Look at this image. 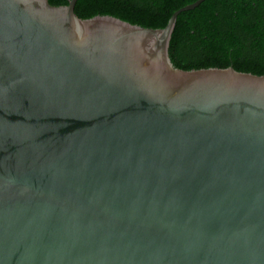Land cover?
Returning a JSON list of instances; mask_svg holds the SVG:
<instances>
[{
    "label": "water",
    "instance_id": "1",
    "mask_svg": "<svg viewBox=\"0 0 264 264\" xmlns=\"http://www.w3.org/2000/svg\"><path fill=\"white\" fill-rule=\"evenodd\" d=\"M75 1L0 0V264H264V74Z\"/></svg>",
    "mask_w": 264,
    "mask_h": 264
},
{
    "label": "trees",
    "instance_id": "2",
    "mask_svg": "<svg viewBox=\"0 0 264 264\" xmlns=\"http://www.w3.org/2000/svg\"><path fill=\"white\" fill-rule=\"evenodd\" d=\"M195 0H76L80 18L112 15L144 27H163L176 9ZM65 5L68 0H48ZM175 67H227L264 74V0H203L180 12L169 42Z\"/></svg>",
    "mask_w": 264,
    "mask_h": 264
}]
</instances>
